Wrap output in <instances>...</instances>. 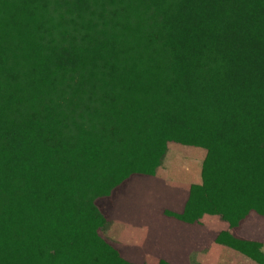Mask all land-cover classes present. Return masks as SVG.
<instances>
[{
  "label": "trees",
  "instance_id": "trees-1",
  "mask_svg": "<svg viewBox=\"0 0 264 264\" xmlns=\"http://www.w3.org/2000/svg\"><path fill=\"white\" fill-rule=\"evenodd\" d=\"M171 142L205 156L170 215H264V0H0V264H135L96 201Z\"/></svg>",
  "mask_w": 264,
  "mask_h": 264
},
{
  "label": "crops",
  "instance_id": "crops-1",
  "mask_svg": "<svg viewBox=\"0 0 264 264\" xmlns=\"http://www.w3.org/2000/svg\"><path fill=\"white\" fill-rule=\"evenodd\" d=\"M191 183L160 175L128 177L107 197V208L97 202L109 222L107 229L117 232L116 239L111 238L109 243L135 264H221V254L236 250L217 242L220 232L264 242L261 218L253 220V228L245 224L253 211L232 228L219 215L205 213L193 221L170 215L183 213ZM199 252L206 254L201 256Z\"/></svg>",
  "mask_w": 264,
  "mask_h": 264
},
{
  "label": "rangeland",
  "instance_id": "rangeland-1",
  "mask_svg": "<svg viewBox=\"0 0 264 264\" xmlns=\"http://www.w3.org/2000/svg\"><path fill=\"white\" fill-rule=\"evenodd\" d=\"M204 156H205V150L202 148L171 142L167 147V151L162 161V164L158 168L157 173L155 175H160L172 179H186L190 182L198 181L200 175V167ZM97 202L100 204V206L104 208L108 207L107 197H100L97 199L96 203ZM207 214H212V213H207ZM252 214L253 215H251L248 218V220L245 222V224H248V226L251 228H253L254 226V221H253L254 219L261 218L262 221H264V215H261L255 211H253ZM212 215H217V214H212ZM244 228H247V225L246 226L244 225ZM113 230L110 231L109 228L108 229L106 228L104 231H102V235L107 241L109 240L112 242V239L113 240L116 239L117 232L115 233V231ZM243 240H247V239H243ZM247 241L258 243L260 245L259 251L263 254V258H264V242L259 243L257 241H252V240H247ZM232 252L233 254L232 253L221 254V257L223 259L221 264H262L257 260L253 259L252 257H249L239 251L237 252V250ZM199 254L203 256L206 253L199 252Z\"/></svg>",
  "mask_w": 264,
  "mask_h": 264
}]
</instances>
